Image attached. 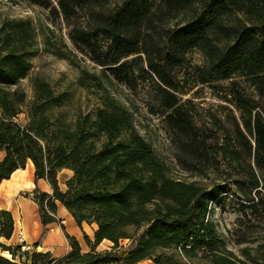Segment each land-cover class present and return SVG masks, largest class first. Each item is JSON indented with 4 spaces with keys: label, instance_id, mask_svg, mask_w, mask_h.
Wrapping results in <instances>:
<instances>
[{
    "label": "trees",
    "instance_id": "obj_1",
    "mask_svg": "<svg viewBox=\"0 0 264 264\" xmlns=\"http://www.w3.org/2000/svg\"><path fill=\"white\" fill-rule=\"evenodd\" d=\"M62 13L73 23L70 38L88 49L104 77L130 80L126 58L146 54L157 73L166 120L179 135V147L192 156H204L206 140L200 138L185 104L175 94L177 85L163 69L182 66L187 53L202 50L212 71L221 79L237 74L248 79L262 102L233 89L236 107L242 110V127L225 136L219 153L243 167L253 189L264 188V0H30ZM81 16L86 26L80 23ZM181 17L164 46L150 31L157 22ZM37 30L31 19H6L0 24V184L32 160L36 176L45 178L53 193L39 192L44 224L56 221L57 201L82 227L97 224L95 240L85 239L90 251L81 254L79 241L67 235L71 251L57 258L51 253L31 252L27 264H56L88 257L85 264H250L227 245L217 224L209 217L210 203L223 192L198 182L175 179L153 145L138 130L128 107L97 74L81 70L79 84L94 89L101 106L96 117L80 113L71 119L64 108L68 92L57 91L46 79L32 78L30 100L23 80L32 69ZM48 41L50 36H47ZM103 42H106L103 43ZM49 44L51 42H48ZM52 52L78 66L65 50ZM79 67V66H78ZM109 71V73H107ZM210 80L204 78L203 83ZM23 116V120H21ZM73 170L67 188L58 174ZM51 215H48L50 214ZM14 219L0 209V238L10 239ZM112 250L97 252L104 241ZM129 239L130 247L121 241ZM4 250L16 251L0 241ZM15 254H13L14 256ZM0 264H20L0 256Z\"/></svg>",
    "mask_w": 264,
    "mask_h": 264
},
{
    "label": "rangeland",
    "instance_id": "obj_2",
    "mask_svg": "<svg viewBox=\"0 0 264 264\" xmlns=\"http://www.w3.org/2000/svg\"><path fill=\"white\" fill-rule=\"evenodd\" d=\"M160 1L156 0L155 3L159 4ZM6 19H31L37 30L34 52L30 56L31 73L22 82L30 100L33 98L31 80L40 76L57 91L69 93L70 102L64 111L71 119L80 113L95 118L101 106L100 99L94 89L81 86L79 78L82 69L88 74L101 76L116 97L128 107L134 124L165 162L171 177L187 182L195 181L223 192L211 201L209 217L217 224L228 247L240 258L248 260L250 264H264V188H251L245 169L247 163L243 162L244 166L241 167L226 159L219 153L218 146L223 143L226 135L234 132L238 124L242 127V110L236 107L233 89L239 87L250 99L262 102L257 90L246 77L235 74L231 79H221L217 72L211 70L205 53L198 48L187 53L182 66L163 69L177 85L175 94L185 104L197 126L198 135L207 142L204 156H192L179 147L180 137L166 120L161 92L164 84L161 77L149 68L146 54H133L125 59L131 71L128 83L113 76V82L109 83L104 77L106 69L92 59L88 49L72 41L70 32L74 25L62 13L33 4L30 0H0V24ZM181 20L179 17L157 22L156 30L149 32L152 35L150 37L164 46ZM80 23L86 26L84 16H81ZM47 36H50L49 41ZM55 47L68 52L79 67L54 54L52 50ZM204 78L210 81L203 83ZM262 181L264 184V179ZM63 188H67V184ZM97 227V224H84L83 231L92 241L95 240ZM121 245L130 247L131 241L122 240ZM84 246L87 247V244ZM112 246L113 242L106 239L97 247V252L112 250ZM4 251L15 254L10 258L3 255L14 262L19 263L15 259L17 255L21 258V264L31 261V253L22 258L23 254L15 249ZM81 254L86 253L81 249ZM87 261L88 257H78L71 264H85ZM193 262L211 264L204 259H195ZM138 264L155 263L146 259Z\"/></svg>",
    "mask_w": 264,
    "mask_h": 264
},
{
    "label": "crops",
    "instance_id": "obj_3",
    "mask_svg": "<svg viewBox=\"0 0 264 264\" xmlns=\"http://www.w3.org/2000/svg\"><path fill=\"white\" fill-rule=\"evenodd\" d=\"M5 156L6 153L0 151V162ZM73 175L74 172L70 168H64L59 172V184L63 190L66 189L63 185H66ZM39 192L52 194L53 188L45 178L36 176V168L31 161L26 168L17 169L10 178L1 182L0 209L12 214L14 230L10 239L1 237L0 241L10 248H19L20 236H23L34 251L63 257L71 251L67 237L70 235L79 241L82 251L88 253L90 247L87 242L85 247L82 240L86 234L83 231L85 222L82 227L79 226L72 213L57 201L58 209L54 215L56 221L44 224L41 207L34 199V195ZM87 236L89 237L88 234ZM89 239L92 240L90 237ZM39 248L42 251H38ZM3 255L4 249L0 246V256Z\"/></svg>",
    "mask_w": 264,
    "mask_h": 264
},
{
    "label": "built area",
    "instance_id": "obj_4",
    "mask_svg": "<svg viewBox=\"0 0 264 264\" xmlns=\"http://www.w3.org/2000/svg\"><path fill=\"white\" fill-rule=\"evenodd\" d=\"M17 251L21 252L23 254L22 258H25L26 254L31 253L34 250L32 249V246L27 243V240L25 239V237L20 236V246H19V249ZM12 256H13V254H12ZM15 259L16 260L18 259L19 263L21 264V258L18 255L16 256Z\"/></svg>",
    "mask_w": 264,
    "mask_h": 264
},
{
    "label": "bare ground",
    "instance_id": "obj_5",
    "mask_svg": "<svg viewBox=\"0 0 264 264\" xmlns=\"http://www.w3.org/2000/svg\"><path fill=\"white\" fill-rule=\"evenodd\" d=\"M30 161L33 162L32 160H29V162ZM4 255L7 256V257H9V258L12 256L9 251H4Z\"/></svg>",
    "mask_w": 264,
    "mask_h": 264
}]
</instances>
